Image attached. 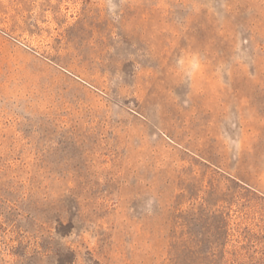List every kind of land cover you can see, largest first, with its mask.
Masks as SVG:
<instances>
[{
  "label": "rangeland",
  "instance_id": "374dc122",
  "mask_svg": "<svg viewBox=\"0 0 264 264\" xmlns=\"http://www.w3.org/2000/svg\"><path fill=\"white\" fill-rule=\"evenodd\" d=\"M0 264H264V0H0Z\"/></svg>",
  "mask_w": 264,
  "mask_h": 264
}]
</instances>
